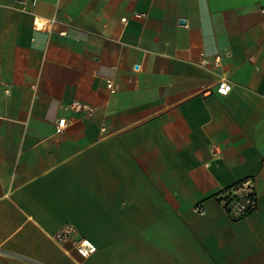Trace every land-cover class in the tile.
Masks as SVG:
<instances>
[{"label":"crops","instance_id":"obj_1","mask_svg":"<svg viewBox=\"0 0 264 264\" xmlns=\"http://www.w3.org/2000/svg\"><path fill=\"white\" fill-rule=\"evenodd\" d=\"M262 7L0 0V264H264ZM66 223L97 250L57 244Z\"/></svg>","mask_w":264,"mask_h":264},{"label":"built area","instance_id":"obj_2","mask_svg":"<svg viewBox=\"0 0 264 264\" xmlns=\"http://www.w3.org/2000/svg\"><path fill=\"white\" fill-rule=\"evenodd\" d=\"M261 11L264 12V7L261 8ZM140 15L142 16L143 14ZM122 20L125 21V18H122ZM106 85L110 91H114L115 86L111 81H107ZM230 89L231 83L224 78L218 80L215 88L216 92L221 95L227 94ZM5 92H9L8 87L5 88ZM62 107L63 109L79 112L86 117H91L95 111L93 104L78 99L66 103ZM65 122L66 118L60 116L57 119V128H64ZM220 203L232 218L238 219L247 216L257 206V195L253 181L245 179L238 182L232 188L225 191V195L220 199ZM193 210L201 213L203 208L196 206ZM53 239L63 248H66L67 244H69V248L73 249L82 258L90 256L97 250L95 243L89 238L78 234L76 226L71 223L63 224L55 232Z\"/></svg>","mask_w":264,"mask_h":264}]
</instances>
